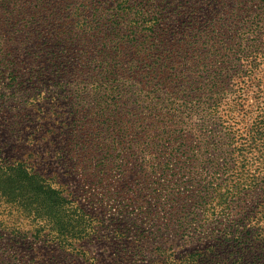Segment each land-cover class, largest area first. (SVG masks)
I'll return each mask as SVG.
<instances>
[{
  "label": "rangeland",
  "instance_id": "rangeland-1",
  "mask_svg": "<svg viewBox=\"0 0 264 264\" xmlns=\"http://www.w3.org/2000/svg\"><path fill=\"white\" fill-rule=\"evenodd\" d=\"M120 3L121 33L136 36L104 79ZM177 5L0 0V166L39 172L93 217L60 244L65 219L0 196V264H139L212 247L207 262L264 264V0Z\"/></svg>",
  "mask_w": 264,
  "mask_h": 264
},
{
  "label": "trees",
  "instance_id": "trees-1",
  "mask_svg": "<svg viewBox=\"0 0 264 264\" xmlns=\"http://www.w3.org/2000/svg\"><path fill=\"white\" fill-rule=\"evenodd\" d=\"M162 2L168 4L170 0H161ZM174 4H187L189 0H173ZM210 3V1H209ZM83 5V6H82ZM160 6V5H159ZM85 6L84 2L78 7L79 11L83 12ZM177 5L175 9H178ZM119 12H116L113 16L112 27L110 28L109 40L110 43H104L103 49H107L109 52V56L105 63L106 66L102 67L100 72L103 74L104 79L113 78L114 74L112 72V68L115 70L116 66L119 63L118 58L121 53L120 44L125 40L133 39L136 36V32H133V28L131 25V32L128 34L121 33V26L124 20L130 15V10L128 8H123V5L120 3L117 6ZM177 11V10H174ZM136 16H143L144 12L142 9L136 10ZM158 15L147 18L148 21V30L152 32H156V26L159 24ZM88 25V22H85ZM146 49L139 48V54H142ZM209 59V58H208ZM156 65V63H155ZM218 78V76H215ZM255 128V127H254ZM259 131V128H257ZM7 167V173H0V196H4L6 199L10 200L12 203L23 200L26 203L25 210L28 211V215H33L36 218L37 215L43 216L46 212L53 218L65 219V232L57 231L54 239H57L60 244H71L75 240H81L84 236L88 234L89 227H91L92 219L90 212L81 207L80 205L72 206L70 200L65 196L58 193L56 188L46 182L45 178L39 172H31L26 168L22 163L14 164V165H3L1 168ZM6 181L14 180V185H11L10 182L6 184V186H1ZM37 203V207L32 205L33 203ZM50 204H49V203ZM65 204H67L65 206ZM51 205V206H50ZM33 212L32 214V211ZM77 210V216H74L73 211ZM8 214H13L12 209H8ZM38 217V216H37ZM91 221V222H90ZM216 248V247H215ZM215 250L213 247L205 250L201 255L213 252ZM193 258L191 256H181L178 258L174 256L171 258L170 255H166L161 257V255L157 257L150 258L147 262L139 263V264H220L219 262H207L206 255L204 257ZM198 259V260H197ZM177 261H179L177 263ZM138 264V263H136Z\"/></svg>",
  "mask_w": 264,
  "mask_h": 264
}]
</instances>
